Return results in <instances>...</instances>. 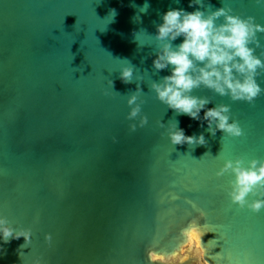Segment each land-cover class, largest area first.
I'll list each match as a JSON object with an SVG mask.
<instances>
[{
	"label": "water",
	"instance_id": "1",
	"mask_svg": "<svg viewBox=\"0 0 264 264\" xmlns=\"http://www.w3.org/2000/svg\"><path fill=\"white\" fill-rule=\"evenodd\" d=\"M190 3L0 0V218L32 233L24 248L23 237H0V264H149V250L188 242L181 232L193 218L203 225L197 236L205 264H264V210L233 205L227 192L234 177L216 175L226 160H264V94L250 106L193 92L213 100L207 108L230 105L244 131L237 139L211 136L207 122L176 115L150 90L171 74L153 69V37L167 11L224 6L264 25V7L254 0ZM128 61L134 81L125 84L119 77ZM257 82L264 88V76ZM137 83L148 125L130 133L127 99ZM176 122L207 143L172 145L168 129ZM199 248L174 264H199Z\"/></svg>",
	"mask_w": 264,
	"mask_h": 264
},
{
	"label": "clouds",
	"instance_id": "2",
	"mask_svg": "<svg viewBox=\"0 0 264 264\" xmlns=\"http://www.w3.org/2000/svg\"><path fill=\"white\" fill-rule=\"evenodd\" d=\"M254 2L257 7H264V0ZM194 5L203 7L202 0H191L189 7ZM148 7L145 3L139 10L146 13ZM161 19L162 23L156 26V35L152 36L156 41L153 69L156 74L170 69L171 74L161 77L159 82L151 83L150 90L154 92L155 98L176 115H186L192 120L202 121L201 127L203 122H207L206 131L213 137L217 131L223 133L222 138L243 137L244 131L239 122L232 119L230 105L216 104L207 108L213 100L207 96L193 95V92L204 89L219 97H227L232 102L254 106L256 99L264 94V88L257 82L258 78L264 76V44L261 43L264 25L256 23L253 16L235 15L231 8L224 6L209 13L200 10L191 13L182 9L169 10ZM179 37H183V42L174 45L173 42ZM133 76L132 65L124 67L119 78L123 83L130 84L134 81ZM135 81L143 80L137 77ZM111 86L113 87L112 81ZM141 93L137 83L136 91L127 99L130 111L126 119L131 122L128 125L130 133L148 125V117L142 115L145 101L140 99ZM202 110L205 111L201 118ZM157 123L159 127H165L160 121ZM168 138L172 145L202 146L207 143L203 133L199 136H186L183 129L178 127V122L168 129ZM226 174L234 177L229 181L230 190L227 192L233 205L240 209L247 208L256 214L264 210V160H226L216 175L219 178ZM170 195L172 200L178 199L175 194ZM200 215L202 218L204 213L201 211ZM200 220L193 218L182 229L181 236L187 237L188 242L178 249L171 252L149 250V264H174L185 258L187 252L193 249L197 233L203 227ZM31 236L30 229L17 230L9 226L7 218H0V237L5 243L23 237L25 243L21 248H24V245L31 243ZM45 242L51 246L50 234L45 236ZM156 245L157 241L154 239L152 248ZM196 256L199 264H205L204 246L199 248ZM35 264H40V260L37 259Z\"/></svg>",
	"mask_w": 264,
	"mask_h": 264
},
{
	"label": "bare ground",
	"instance_id": "3",
	"mask_svg": "<svg viewBox=\"0 0 264 264\" xmlns=\"http://www.w3.org/2000/svg\"><path fill=\"white\" fill-rule=\"evenodd\" d=\"M194 245H196L197 248H198V246H200V241H199L198 236H196V240L194 242Z\"/></svg>",
	"mask_w": 264,
	"mask_h": 264
},
{
	"label": "rangeland",
	"instance_id": "4",
	"mask_svg": "<svg viewBox=\"0 0 264 264\" xmlns=\"http://www.w3.org/2000/svg\"><path fill=\"white\" fill-rule=\"evenodd\" d=\"M198 248H199V246H198ZM188 253H191V250L189 252H187L186 256L188 255Z\"/></svg>",
	"mask_w": 264,
	"mask_h": 264
}]
</instances>
